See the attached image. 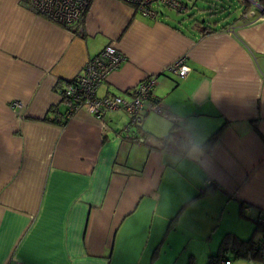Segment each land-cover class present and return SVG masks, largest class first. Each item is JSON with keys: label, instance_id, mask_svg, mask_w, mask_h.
<instances>
[{"label": "crops", "instance_id": "1", "mask_svg": "<svg viewBox=\"0 0 264 264\" xmlns=\"http://www.w3.org/2000/svg\"><path fill=\"white\" fill-rule=\"evenodd\" d=\"M233 2L225 20L187 27L90 0L66 28L26 0H0V264H170L178 250L190 264L227 233H253L264 212V0ZM108 44L126 60L97 96L129 99L154 77L167 116L129 125L123 110L97 119L80 108L58 124L62 91ZM181 57L184 76L167 69ZM172 125L188 142L164 148Z\"/></svg>", "mask_w": 264, "mask_h": 264}, {"label": "built area", "instance_id": "2", "mask_svg": "<svg viewBox=\"0 0 264 264\" xmlns=\"http://www.w3.org/2000/svg\"><path fill=\"white\" fill-rule=\"evenodd\" d=\"M123 1L134 5L139 12L147 16L156 15V9L150 6L154 2L179 10L185 8L180 0ZM89 2L90 0H26V5L31 11L46 17L50 21L66 28H72L81 22ZM242 15L244 19L249 17L248 12H244ZM125 60V55L112 44H108L98 54L88 59L81 68V72L62 93L67 106L62 118L67 120L80 108L86 109L90 115L92 114L97 119H102L108 111L123 110L130 117L129 125H140L145 119V114L149 112L167 116L163 113L160 102H157L153 97L151 90L156 83L154 77H147L139 82L129 99L118 95L97 96L96 92L101 82ZM183 62L184 58L181 57L168 65L167 69L173 74L184 76L188 68L183 65ZM21 106L22 103L19 100H14L11 102L10 108L18 111ZM256 219L259 224L264 225V212H261ZM259 243L260 255L264 256V239ZM221 264H230V261L225 259L221 261Z\"/></svg>", "mask_w": 264, "mask_h": 264}, {"label": "rangeland", "instance_id": "3", "mask_svg": "<svg viewBox=\"0 0 264 264\" xmlns=\"http://www.w3.org/2000/svg\"><path fill=\"white\" fill-rule=\"evenodd\" d=\"M182 5L185 4L187 7L182 10L168 7L166 5L158 4L157 2L152 3L150 6L154 7L157 11H160L161 15H166V17H172L175 20V23L180 25V23L186 22L189 27L193 23H197L207 19L210 21L225 20L229 14H232L236 7V2L233 0H180ZM154 112H151V114ZM223 225L216 226L218 231H221L220 228ZM211 251H216L212 248ZM208 251L197 250L196 254L193 256V261L190 264H205L206 256L208 255ZM188 254L182 252V250L176 251L174 254L168 255L167 259L170 260V264H186L188 260ZM231 264H250L247 259L243 258H234L233 256H228ZM190 259V258H189ZM254 264H264L259 263L258 261L253 262Z\"/></svg>", "mask_w": 264, "mask_h": 264}, {"label": "trees", "instance_id": "4", "mask_svg": "<svg viewBox=\"0 0 264 264\" xmlns=\"http://www.w3.org/2000/svg\"><path fill=\"white\" fill-rule=\"evenodd\" d=\"M244 14V13H243ZM69 81L68 84H71ZM65 90V89H64ZM64 90L62 93H64ZM62 95V101L65 103V99L63 94ZM67 107V106H66ZM66 111V109H65ZM65 111L63 112V115L56 117L55 121L58 124H65L66 119L62 118L64 117ZM220 129L216 130L209 136V138L204 142L203 146L204 149H208L211 147L213 142L216 140L218 133ZM163 142V147L169 146L171 144L177 145L180 143H187L188 142V135H180L176 133L175 127L172 125L169 133L167 136H164L163 138H160ZM211 188V186L207 187L203 190V194L207 193ZM260 232L261 236L260 238L255 240V234ZM264 239V225H261L257 222V219H255V226L253 233L248 238H241L239 236H236L233 233H227L223 236L220 243H218V248L214 253H211L209 256H207V261L205 264H221L222 260H229L228 256H233L234 258H243L247 259L248 261H258L259 263H264V256L260 255L259 251V242ZM230 261V260H229ZM231 264V261H230ZM254 264V263H253Z\"/></svg>", "mask_w": 264, "mask_h": 264}, {"label": "water", "instance_id": "5", "mask_svg": "<svg viewBox=\"0 0 264 264\" xmlns=\"http://www.w3.org/2000/svg\"><path fill=\"white\" fill-rule=\"evenodd\" d=\"M249 263H250V264H253V262H252L251 260L249 261Z\"/></svg>", "mask_w": 264, "mask_h": 264}]
</instances>
